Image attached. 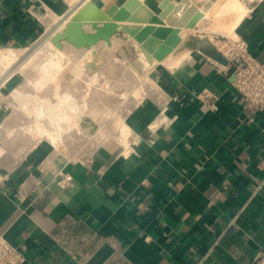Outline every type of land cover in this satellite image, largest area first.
I'll return each instance as SVG.
<instances>
[{"label":"crops","instance_id":"crops-1","mask_svg":"<svg viewBox=\"0 0 264 264\" xmlns=\"http://www.w3.org/2000/svg\"><path fill=\"white\" fill-rule=\"evenodd\" d=\"M74 4L0 0V48L27 46L41 14ZM263 14H245L235 31L264 64ZM223 63L198 47L154 64L163 122L151 128L158 109L141 107L125 153L108 135L90 137L84 160L45 143L19 165L1 162L0 235L24 251L23 264H243L264 247V105L236 93ZM59 171L72 181L59 185ZM28 176L38 183L23 186Z\"/></svg>","mask_w":264,"mask_h":264},{"label":"rangeland","instance_id":"rangeland-1","mask_svg":"<svg viewBox=\"0 0 264 264\" xmlns=\"http://www.w3.org/2000/svg\"><path fill=\"white\" fill-rule=\"evenodd\" d=\"M74 1L76 5L80 0ZM92 1L100 5V0ZM256 1L259 7L264 3V0H243V3L251 8ZM75 5L60 15L41 14L45 18L43 22L40 19L42 24L36 37L27 46L15 48L18 58L14 62L19 61L18 68L9 72L10 76L2 84L6 83L0 87V154L32 146L35 151L45 143H51V148L61 152L63 157L84 160L86 152L82 147L98 129L102 130L99 139L108 135L118 137L121 153H125L128 140L136 139L137 130L130 121L138 119L141 107L146 106L144 110L148 113H151L150 106L158 109L149 123L151 128L163 122L162 89L150 78L148 72L154 66L148 65L150 62L141 54L139 44L117 22H113L111 31H99V21L94 25L91 20L95 18L85 17L79 9L73 10ZM153 9L157 14L160 12L158 7ZM255 11L264 13L263 9L255 7L247 13ZM223 16L221 21L209 15L194 19L180 30L181 39L188 31L196 30L186 46L216 49L219 37L232 35L235 31L228 27L231 26V14ZM76 21L92 41L75 45L67 37H58ZM203 30L215 33L211 37ZM199 36L203 37L200 44L196 42ZM46 41L53 46L43 44ZM122 120L128 126L127 133L119 131ZM40 130H48L53 135L49 133L48 138L47 132Z\"/></svg>","mask_w":264,"mask_h":264},{"label":"water","instance_id":"water-1","mask_svg":"<svg viewBox=\"0 0 264 264\" xmlns=\"http://www.w3.org/2000/svg\"><path fill=\"white\" fill-rule=\"evenodd\" d=\"M101 1V10L141 46L147 61L152 62L167 57L180 43V27L186 26L198 9L207 11L217 0H161L158 14L141 0H124L120 6L116 0ZM78 26L77 21L70 23L58 37H67L75 45L92 41L89 35H81ZM101 135L98 129L93 139Z\"/></svg>","mask_w":264,"mask_h":264},{"label":"built area","instance_id":"built-area-1","mask_svg":"<svg viewBox=\"0 0 264 264\" xmlns=\"http://www.w3.org/2000/svg\"><path fill=\"white\" fill-rule=\"evenodd\" d=\"M216 50L223 56L224 63L222 64L221 69L226 74L229 73L232 76L231 84L236 93L242 99L249 101L257 108L263 106L264 64L258 61L249 52L246 42L236 33V31H234L232 35L222 36L217 39ZM4 84H2L0 87H2ZM3 100H1V102H3ZM163 108L165 110V107ZM1 120L2 119L0 118V127L2 126ZM11 130L14 131V128ZM94 132L91 133L90 136L92 139ZM4 136L7 138L6 133ZM86 144L87 142L85 143V146L82 147V149L85 148L84 151L86 154L84 156L85 158H88ZM25 149L22 151L14 150L13 153L7 152L6 155L1 153L0 168L2 167L1 162L9 160L10 164L7 163L8 166L14 167L19 165L33 153L34 146L31 148L25 147ZM1 180L2 174L0 170V181ZM71 181L72 175L69 172L59 171V185L63 186L70 183ZM37 183L38 179L28 176V179L25 181L23 186L29 188L31 184ZM25 260L26 255L24 251L18 246L7 241L3 235H0V264H23ZM243 264H264V247L259 248L256 253Z\"/></svg>","mask_w":264,"mask_h":264},{"label":"bare ground","instance_id":"bare-ground-1","mask_svg":"<svg viewBox=\"0 0 264 264\" xmlns=\"http://www.w3.org/2000/svg\"><path fill=\"white\" fill-rule=\"evenodd\" d=\"M73 1L74 0H72V2ZM141 1H143V0H141ZM249 1H253V0H249ZM245 4L246 3H243V0H217V1L213 2L212 7L209 10H207V11H203L201 9H198V11L194 14V16L189 20L188 24H190L194 19L201 18L202 16H206V15H209L211 17L216 18L218 21H221L220 19H222V16L223 15L225 16V14L226 15L231 14L232 21H231V23L228 22V24L230 23L231 26L228 25V27L229 28L231 27V29L233 30L235 28L236 24L242 19V17L248 11H250L251 9H253L254 6H255V5L254 6L251 5V8H248V6H245ZM101 6H102V4L98 6L92 0H80L78 3H76V5L74 6L73 10H76V9L78 10L79 9L80 10V13L82 15H84L85 17H87V18L94 17L95 19H93V20L90 19L92 21L91 23H93L94 25L99 21L98 27L95 26V27H97L99 29V31H101V32H103V31H111L112 28H113V24H114L113 22H115V21L113 19H111L110 17H108V15L104 11L101 10ZM118 6H120V3H119ZM149 7L154 11L153 7H158L159 8V3L155 4L153 7H151V6H149ZM217 20H216V22H218ZM87 21H89V20H87ZM214 24H216V23L214 22ZM217 24H219V22ZM78 28H77V30H79V32L81 33V35H84V33L81 31V28L80 27H78ZM184 28H186V27L185 26L180 27V29H179L180 35L182 34L180 30L181 29L183 30ZM119 29H121V28H119ZM213 30H214V28H213ZM213 30H209V31L203 30V32H207V33H209L211 35V34H214L215 33ZM194 31H196V30H192L190 32L188 31V33L185 35V37L183 39H181V37H180V43L163 60L157 61V60L154 59L148 65L149 66H152V65H154V64H156L158 62H163V63H166L168 66H173V65L179 63V61H181L182 59L187 58L189 56V54L192 52L193 49L198 48V46L197 47L194 46V48L191 49V48H189L188 45L187 46L185 45L186 42H188V41L191 40V35H192V33ZM202 36H203V34H202ZM212 36L213 35H211V37ZM202 39H203V37H202ZM202 39H201V36H199V39L196 42H198L200 44V43H202ZM43 44H45L47 46L48 42L46 41ZM43 44H41V45L43 46ZM188 44L190 45V43H188ZM48 45L53 46L52 43L51 44H48ZM137 46L139 47L138 49H140L141 54L143 56H145L144 55V52H143V49L141 48V46L140 45H137ZM16 51L17 50L15 48H11V47H5V48H3V50L0 51V85L3 83V81H5L6 79H8V77L10 76V73L9 72L15 71L18 68L17 66L19 64V61H17L16 63L14 62V59H16V57L18 56V54L16 56ZM127 127L128 126L126 125V123H124L123 120H122V123H120L119 131L121 133L122 132L127 133L128 132L127 131L128 130ZM40 131L41 132H43V131L45 132L46 131L47 132V136H48L49 133L52 134V132H50L48 130H40ZM122 137L123 136H121V138ZM48 138H49V136H48ZM53 138H54V136H53ZM121 141H123V140H121ZM127 148H128V146H126L125 150Z\"/></svg>","mask_w":264,"mask_h":264}]
</instances>
